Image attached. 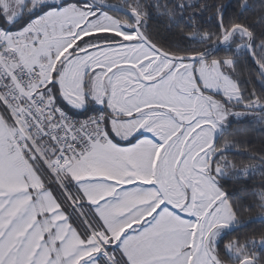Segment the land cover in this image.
Here are the masks:
<instances>
[{"label": "snow or ice", "instance_id": "6c2138e0", "mask_svg": "<svg viewBox=\"0 0 264 264\" xmlns=\"http://www.w3.org/2000/svg\"><path fill=\"white\" fill-rule=\"evenodd\" d=\"M231 8L0 0V264H264V140L228 155L264 128V0Z\"/></svg>", "mask_w": 264, "mask_h": 264}, {"label": "trees", "instance_id": "16d2710c", "mask_svg": "<svg viewBox=\"0 0 264 264\" xmlns=\"http://www.w3.org/2000/svg\"><path fill=\"white\" fill-rule=\"evenodd\" d=\"M200 2H204V0H200ZM209 3H230L232 5V8L228 10V14L232 15L233 11L236 9L237 0H208ZM211 15V13H205L204 19L207 21L208 17ZM214 22L209 21V24H212ZM208 26V25H206ZM152 29L153 31H156L157 29L164 35L166 33L164 32L163 25H160L156 21L152 22ZM243 71V68H242ZM251 87V85H248ZM240 128L243 129V131L240 132L239 135L236 136V139L242 142V147L239 148H233L232 151L228 154L230 158L235 159H247L246 155H243L246 151H249L251 149H254L256 147H259L260 142L264 140V128H262L259 124L255 123L251 118L242 119V120H233L232 129L230 131L234 132L235 129ZM230 138V137H228ZM223 142V141H222ZM264 182L261 181L259 175H257L254 179L250 180L248 182V192H238V195L246 196V200L244 201L245 205L252 202V196L251 192L256 191L259 187V185ZM236 189H239L242 187L241 185H235ZM261 223H255L249 226L247 229H243L242 231H251L254 229L261 228Z\"/></svg>", "mask_w": 264, "mask_h": 264}, {"label": "rangeland", "instance_id": "374dc122", "mask_svg": "<svg viewBox=\"0 0 264 264\" xmlns=\"http://www.w3.org/2000/svg\"><path fill=\"white\" fill-rule=\"evenodd\" d=\"M242 119H244V118H241L240 120H242Z\"/></svg>", "mask_w": 264, "mask_h": 264}, {"label": "water", "instance_id": "95a60500", "mask_svg": "<svg viewBox=\"0 0 264 264\" xmlns=\"http://www.w3.org/2000/svg\"><path fill=\"white\" fill-rule=\"evenodd\" d=\"M257 223H260V222H257Z\"/></svg>", "mask_w": 264, "mask_h": 264}]
</instances>
